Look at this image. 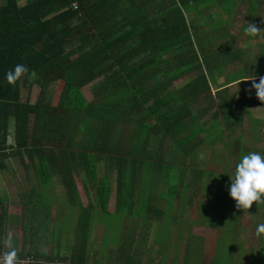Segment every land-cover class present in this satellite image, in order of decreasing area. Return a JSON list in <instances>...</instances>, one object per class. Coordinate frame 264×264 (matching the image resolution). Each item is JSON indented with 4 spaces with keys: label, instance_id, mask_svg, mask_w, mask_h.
Here are the masks:
<instances>
[{
    "label": "trees",
    "instance_id": "trees-1",
    "mask_svg": "<svg viewBox=\"0 0 264 264\" xmlns=\"http://www.w3.org/2000/svg\"><path fill=\"white\" fill-rule=\"evenodd\" d=\"M243 2L246 18L264 19V0H0V167L13 156L36 159L38 183L60 175L70 205L79 211L74 246L65 249L58 242L51 254L32 248L18 253L19 260L33 255L59 264H167L160 247L151 255L168 239V211L178 200V208L185 209L205 192L224 190L223 179L235 172L231 167L252 151L245 136L235 135L244 122L236 119L235 107L211 115L218 100L210 95L212 75L230 68V77L238 78L232 66L243 62L234 50L229 18L220 16L239 15ZM17 64L27 71L9 84L5 74ZM185 78L183 88L173 86ZM91 83L88 100L82 89ZM59 85L55 94L58 87L52 88ZM34 86L39 93L32 101ZM225 138L230 142L222 172L212 168L220 166L217 155L224 149L214 154L216 164L207 158L203 165L194 162L201 146ZM75 175L87 205L78 196ZM114 181L116 211L111 210ZM102 211L141 213L156 230H126L104 250L90 240L94 213ZM232 211L235 217L210 220L222 242L211 260L197 244L203 263L191 260L197 252L188 247L175 252L169 264H231L240 219L239 211Z\"/></svg>",
    "mask_w": 264,
    "mask_h": 264
},
{
    "label": "rangeland",
    "instance_id": "rangeland-1",
    "mask_svg": "<svg viewBox=\"0 0 264 264\" xmlns=\"http://www.w3.org/2000/svg\"><path fill=\"white\" fill-rule=\"evenodd\" d=\"M239 8L241 11L239 15L234 14L233 17L232 16L228 17L226 14H224L220 16V17H225V19L229 18L228 27L230 30V35L233 38H236L239 36V31L243 27L244 24L248 25V23H251V24H254L255 26L258 25L256 24L258 23V19L251 22L249 18L245 17L246 4L244 2L241 4ZM246 36L247 34L243 35L241 41L239 40L240 42L235 46V48L236 49L238 48L239 50H243L244 52L243 54L244 60L243 62L240 63V66L246 68V65H247V69H253L257 67V65L254 66V64L257 63L256 56H258V40L256 36H247V37ZM227 38L228 37H226V39ZM222 40L224 39L218 40L217 43H220ZM232 67L237 68L235 65H233ZM230 74H228V77H230ZM230 78H231V81L234 80L232 77ZM187 80L188 78L179 80L173 86L176 88H183V86L187 83L186 82ZM256 81H258V79ZM234 83L235 81L233 82V85ZM242 85L243 84L240 83L238 89L236 88L230 91L231 94H233L232 96H236L237 94H240L242 93L243 90H245V89L242 90ZM56 87L58 88L56 89ZM91 87H92V83L88 84L82 89L85 97L88 100L92 99ZM52 89L53 91L56 89L55 94H57V91L58 93H60L61 86L60 85L55 86ZM25 91H27L25 94V97H28V89L27 90L25 89ZM38 93H39V88L37 86H34V88L30 92V97L32 101L36 100V98L38 97ZM217 93H220V92H218L217 90H215L214 92L211 91L210 95L213 98H217L218 97ZM246 97L247 98L248 97L258 98L255 92V89H253L252 87H251V91L246 94ZM226 102L222 103L219 100L218 103H216V106H215L216 109H218V107L220 106L226 105ZM252 105H256V104L253 103ZM238 109H239V113L235 112L236 115L234 114L236 119L240 118L242 112L245 110L244 103H243V106L242 105L239 106ZM246 114L249 117L253 115V113L250 112L249 110L246 112ZM251 122L255 123L256 127L258 126V122L256 121H251ZM237 132H240V129H238ZM10 136H11V131H10ZM253 138H255V135L251 136V139ZM9 139H10V142L11 141L13 142L12 136ZM247 141L248 140L246 139V142ZM211 145L205 144L204 146H201L197 150V157L195 158V161H194L195 163L203 165V159L207 158L211 160L214 158V154L217 155L216 153L218 150L220 151V149H216V147H214L213 144ZM247 145L249 146L248 148L249 149L251 148L253 152L254 143L249 142ZM227 154H228L227 150L224 149L223 153L221 152V154L217 155L219 157L221 155L220 166L213 167L212 171H216V172L223 171L224 169L223 164L228 158ZM213 161H215V164H216L217 159L215 158L213 159ZM232 164L234 166L235 162L232 161ZM231 168L233 169L232 172H234L235 167H231ZM114 178L117 181V177L115 176ZM50 179L51 180H49L47 184H44L43 178H40V182L45 185V186L43 185V187H45L47 190L51 189V193H52L53 189H55V187L60 182V175L51 174ZM76 181L79 184L78 178ZM116 181H114L115 182L114 183L115 184L114 185L115 194L113 197V201L111 203L112 211H116V205H115V201L117 200L116 199V188H117ZM211 181H213V178L211 179ZM223 182L225 183V186H226L224 190H217V192H214L212 195H208L205 192L203 196H201L200 198H197L201 201V204H200V201L198 200L195 208L193 206L189 207L190 205L185 207V214L183 216L185 219L184 225H179V223H177L176 221H173V217H172L173 213L174 215L177 214V216H180L179 211L182 210L178 208V205L180 202H182V200L177 201V205L173 209L174 211L173 210L168 211L169 216L166 221L167 227L168 229H170V232L168 233V239L167 241H163L162 243L163 248L159 245L155 249H153L151 256H154L157 253L158 247H160L161 251L163 252L162 254L165 257L164 261L166 260L167 264H169V261L171 262L173 259H175L174 258L175 252H179L184 249L187 250V248L189 247V248H193V250L197 252L195 256H191L192 257L191 260L194 261V258H195L196 260H198V262L203 263L205 259L200 256V253L202 252V250L206 252L205 257L211 260L214 257L215 253L218 252V249L220 250L222 248V247L219 248L222 242L218 240V237H217L218 231L210 228L211 227L210 220L213 218L215 219L220 218L221 216H224V215L227 216L228 218L235 217L233 214H231L233 213L232 210L235 209V211L237 212L239 211V213L241 214L242 213H247V214L251 213V214L249 216H245V218L247 217L248 221L247 219L244 220L245 218L243 219L247 223L246 231L243 230V227H239V223H238L237 228L234 227L235 230L233 231L234 232L233 233V245L235 248L229 252L231 256L230 257L228 256V260H230L231 264H235L234 257L237 256L236 259H238L240 256L241 257L240 264H264V242L258 243L254 235L255 233L252 228L253 225L250 221V218L254 219L255 213L258 212L259 207L256 203H254L253 206L248 211H244L243 209L238 208L236 201L233 200L229 194V189H230V184H231L229 175L226 176L225 179H223ZM190 189L193 190L192 188ZM191 194H193V192ZM67 197L65 195V197L57 196V197H51L50 199L51 202L54 201L55 203H57L58 207L57 209H55L57 213L55 214V217L53 219L54 224L57 223L56 228H55L56 231L54 232V236L51 237L49 241H51L50 243H53L54 245L58 244V242L62 243L65 249H67V247L69 246L70 247L74 246V242L76 240L74 224L77 221V213H78L75 207L73 206L70 207V200L69 198L67 199ZM81 200L84 205H87L88 202H87L86 196L83 193L82 183H81ZM215 203H219L217 204L219 207H215ZM42 204L43 202H41L38 206V211L41 214H42V211H44L45 209V206H43ZM163 207L165 206L163 205ZM260 209H264V204L260 205ZM209 213H212V214L209 215ZM43 218L47 220V222L48 220H51V216H43ZM93 222H95L96 227L92 232V238L90 240L91 242H94V243L100 242L101 243L100 247L104 248V250L105 249L110 250L116 244V242L120 241L121 237L124 236L123 233L124 234L126 233L125 232L126 230L131 232V230L139 229L142 226H143L142 230L144 232L156 230L155 225L151 226V225L146 224L145 218L141 216V213L134 216V215H129L128 213H117L114 215H110L106 212L103 213V211L96 212V214L94 213ZM103 231L104 232L107 231L106 237L104 238H103V235H104ZM245 232L247 233V236ZM151 243H152V240H151ZM197 244L200 245V247L202 246L203 249L201 250L197 246ZM227 247L228 245L224 246V248H227ZM57 248L58 246H56V249ZM224 252L228 253V251H224ZM166 253H168L167 256H166ZM68 264H73V263L69 262ZM143 264H146V263L144 262Z\"/></svg>",
    "mask_w": 264,
    "mask_h": 264
},
{
    "label": "crops",
    "instance_id": "crops-1",
    "mask_svg": "<svg viewBox=\"0 0 264 264\" xmlns=\"http://www.w3.org/2000/svg\"><path fill=\"white\" fill-rule=\"evenodd\" d=\"M256 24H258L256 25V27H258L257 29L259 31H264V19L258 20V23ZM244 34H247V36L257 37L258 56H256L257 63L254 64V66L257 65L258 70H256L255 68L247 69V65L244 70L242 66L239 65L238 68H235L234 72L239 71V75L241 76H239L238 78L235 77L234 80H232L233 82L235 81L234 85L233 82L229 83L230 81L228 77V73L232 72V69L228 68V73H225L222 76L219 73H214L211 78L212 91L214 92L215 90H217L218 92H220L217 93V99H219L222 103L227 101L226 105L224 106H232L233 109L235 107L234 114L235 112L239 113V109H236L237 105L240 104V106H243L244 103L245 110L241 114V117L244 121L243 127L238 128L240 129V132H237L238 129H236L235 135L237 134L245 136V139L248 140L246 142L247 144L249 142L254 143L255 152L264 154V101H261L259 98L246 97V94L251 91V84L247 85L245 83V85H242V90H245H243L242 93L237 94L236 96H232L233 94H231L230 92L232 89H238L240 83L243 84L244 82H251V80L245 79H250L252 78V76H255L256 80L258 79L259 82V79L261 77H264V32H258L255 35H249L245 31ZM244 34H241V31H239V36L233 39L235 40V46L241 41ZM235 50L242 54V60H244L243 50H239L238 48H235ZM219 100H217V103ZM253 103L256 105H252ZM220 107H218V109L214 107L211 115L218 112ZM248 110L253 113V115L250 117L246 114ZM251 121L258 122V127H255L254 133L251 127L252 125H255V123H252ZM252 134L255 135V138L253 139H251ZM229 142L230 141L228 138H225L223 141H218L217 144H214L213 140V145L214 147H216V149H224L228 147ZM36 168H40L39 162L36 159L34 162L29 160L27 155H24V159L13 156L10 159L6 160L4 165L0 167V240H2L3 243L2 251L0 253H6L7 251H9L7 243L9 233L12 235L13 246L17 249L18 253H22L26 250H31L32 248H42L41 250H46V253L51 254L53 250L57 251L58 249H56V246H59V243L54 245L53 243H50L51 241H49V239L54 236V232L56 231L55 228L57 223L54 224L53 219L55 217V214L57 213L55 209H57L58 207L57 203H55L54 201L51 202L50 199L51 197L57 196L65 197V188L63 187V183L60 181L51 193V189L47 190L45 187L38 183V172ZM75 178V181L77 180V178L79 180V184L76 181V185L78 196L81 200L80 177L75 175ZM39 193L41 194L40 198L43 199L38 198L37 194ZM41 202H43L42 205L45 206L42 214L38 211V206ZM189 207L192 206L190 205ZM193 207L195 208V206ZM75 208L77 209V207ZM179 212L180 216H177L178 219L176 220V222L179 223V225H184L185 219L183 216L185 214V209H182ZM260 212L261 215L257 216L259 214L258 209V212L255 213L254 219L250 218V221L253 225L252 228L255 233L254 235L258 243L264 242V238H258L255 232L257 223L260 222L261 217L264 216V209H260ZM250 214L251 213L239 214V227H243L244 231L247 230V223L244 221L247 219V217L245 218V216H249ZM43 216H51V220H48L47 222V220H45ZM77 225L78 221H76L74 224L75 237L77 236Z\"/></svg>",
    "mask_w": 264,
    "mask_h": 264
},
{
    "label": "clouds",
    "instance_id": "clouds-1",
    "mask_svg": "<svg viewBox=\"0 0 264 264\" xmlns=\"http://www.w3.org/2000/svg\"><path fill=\"white\" fill-rule=\"evenodd\" d=\"M246 32L255 35L264 31H259L254 24L248 23ZM26 71L25 65L17 64L5 74V78L9 84H15ZM245 80L253 81L252 88L255 89L257 97L264 101V77H261L258 83L255 76ZM229 177L231 181L229 194L236 201L237 207L248 211L256 203L259 207L257 216H260V205L264 204V154L255 151L243 154L236 163L234 175ZM255 232L258 238H264V216L257 223ZM7 243L9 251L0 256V264H18V252L13 246L10 233Z\"/></svg>",
    "mask_w": 264,
    "mask_h": 264
},
{
    "label": "built area",
    "instance_id": "built-area-1",
    "mask_svg": "<svg viewBox=\"0 0 264 264\" xmlns=\"http://www.w3.org/2000/svg\"><path fill=\"white\" fill-rule=\"evenodd\" d=\"M72 7H73V9L77 10L79 8L78 3L73 2ZM3 254H5V253H0V256H2ZM18 262L20 264H59L58 261L50 262V261H44L42 259L37 260V259H35V257L33 255H31V256L27 257L26 259H23V260L18 259Z\"/></svg>",
    "mask_w": 264,
    "mask_h": 264
}]
</instances>
